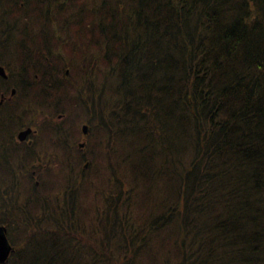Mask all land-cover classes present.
<instances>
[{
	"label": "trees",
	"instance_id": "trees-1",
	"mask_svg": "<svg viewBox=\"0 0 264 264\" xmlns=\"http://www.w3.org/2000/svg\"><path fill=\"white\" fill-rule=\"evenodd\" d=\"M2 53L25 105L83 117L112 167L94 215L35 187L7 264H264V0H0Z\"/></svg>",
	"mask_w": 264,
	"mask_h": 264
},
{
	"label": "rangeland",
	"instance_id": "rangeland-1",
	"mask_svg": "<svg viewBox=\"0 0 264 264\" xmlns=\"http://www.w3.org/2000/svg\"><path fill=\"white\" fill-rule=\"evenodd\" d=\"M72 36L73 41L75 37L74 35ZM92 51L94 52V50ZM75 55L76 53L74 54L68 51H65V53H63L64 58H68L76 62L77 55ZM4 61L5 64L8 65L7 69L9 73L13 77L19 76V70L17 66L14 64H10L11 61L9 57H6ZM66 62L68 63V61ZM83 89L85 88L82 80L80 79L77 87L73 88V95H75V91L78 92ZM25 109L26 112H24ZM54 110L55 107H28L27 105H25V103L15 107L8 114V128L3 131V138L0 139V144L7 143L10 139V133L14 132L15 135L22 126L29 123L36 122L41 125L43 117L49 115L53 118V121L55 122L54 124H56V126L63 134H65L66 132L69 133L70 137L72 138V140H69L72 141L75 145V151L72 154L73 157L61 155V152L58 151L59 157L55 162H51L52 166L50 170L45 171V173L41 174L38 178L32 177L31 174L28 173L29 167L34 164L33 162H28L24 159H20V157H12V160H8V163L3 162L4 165L6 167L9 166L10 169V173L6 174L15 177L17 180L13 181L15 184L14 189H10L8 188V185H11V181L8 180L6 174L0 175V186H2L1 190H3L2 194H6L5 198L8 199V208H4V210L0 208V221L2 219L7 220L10 218L11 220L15 221V230L12 232V235L15 238V246L17 248L22 246L23 240L28 236V234H32L34 232L30 228L34 227V223H37V219L41 217V209H33L28 207V202L32 198V193L34 191V188L36 187V181L40 182V185L38 187L40 195L44 198H47V200L49 201V206L53 207L55 210H61L62 208L66 207L65 203H71L73 200L77 199L76 195L79 194V200L82 201V205H85V207L92 210L91 214L94 215L101 207V205L98 206L97 204V187H105L107 183L106 181L109 180L112 176L111 164L106 162V159L109 156L107 137L100 138V132L96 128L92 129V134L88 139L87 147L90 170L87 172H83L85 161L80 162L79 154L77 153L78 143L83 141V135L81 131L82 125L85 124L82 121L83 117L77 116L74 119L73 116H70V112H67L68 117L64 115V118L60 120L58 119V115L55 112L53 113ZM56 110L64 113V111L58 107H56ZM3 116L5 115L3 114ZM10 119L12 120V123L21 124V127H19L17 131L14 128L10 129ZM75 134L77 137H75ZM56 138L58 141L62 140L59 132L57 133ZM44 144H50V141L46 140ZM100 167L104 169L102 170L101 174L98 175L97 173ZM102 176L105 177L104 185L101 183ZM118 177L121 181L125 182L127 188L130 184L127 179L130 177L121 164L118 168ZM75 188L79 190L75 193L68 194V199L66 200L67 193L72 192L71 190H74ZM165 198L168 200L169 196L168 194L164 193V199ZM132 203L136 205L135 201H132ZM14 205L16 206L17 211L15 214H13V216H11L13 212L10 211V208H12ZM79 212L80 209H77L76 213L78 214ZM86 222H88V224H91L90 221ZM86 261L87 263H90V259L86 258Z\"/></svg>",
	"mask_w": 264,
	"mask_h": 264
},
{
	"label": "flooded vegetation",
	"instance_id": "flooded-vegetation-1",
	"mask_svg": "<svg viewBox=\"0 0 264 264\" xmlns=\"http://www.w3.org/2000/svg\"><path fill=\"white\" fill-rule=\"evenodd\" d=\"M3 55L4 57L6 56L5 53H2L0 57ZM0 66H2V64ZM2 67L5 69L7 76L4 77L2 74H0V120L2 119L5 121L9 117L8 109L17 106L23 100L21 94L18 93V90L14 84L16 83L15 80L21 79L22 76L13 77L9 74V71L5 66ZM3 114L5 116H3ZM26 128L27 127H24L20 131ZM6 129L7 127H5V125H3V128L0 126V139L3 138V131ZM32 129L33 132L28 136L25 142H19L17 137H14L13 140L9 139V142L7 143H1L0 147L4 149L5 145H8L9 147H12L17 152V155H19L21 158H24L27 154H30L33 156L35 161L41 162L56 161V159L59 157L58 151L61 152V155L73 157L72 154L74 153V143L69 140L71 139L69 136H67L65 139V142L67 140V143L62 142L59 144L58 141L51 140L48 135H43L42 130L37 129L35 126H33ZM46 140H49L50 144H44ZM80 148L82 149V147ZM85 150L86 149H84V151Z\"/></svg>",
	"mask_w": 264,
	"mask_h": 264
},
{
	"label": "water",
	"instance_id": "water-1",
	"mask_svg": "<svg viewBox=\"0 0 264 264\" xmlns=\"http://www.w3.org/2000/svg\"><path fill=\"white\" fill-rule=\"evenodd\" d=\"M0 73L5 75L4 69L0 67ZM82 131L85 135L88 134L89 127L84 125ZM31 129L23 131L19 134V139L24 141L27 136L30 134ZM14 252V248L10 244L7 238V229L5 227H0V264H5L9 261L10 256Z\"/></svg>",
	"mask_w": 264,
	"mask_h": 264
}]
</instances>
